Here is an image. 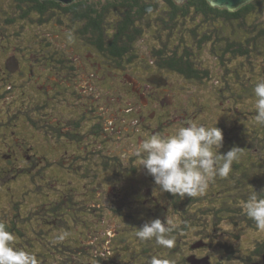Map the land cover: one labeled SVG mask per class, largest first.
Segmentation results:
<instances>
[{
  "label": "rangeland",
  "instance_id": "obj_1",
  "mask_svg": "<svg viewBox=\"0 0 264 264\" xmlns=\"http://www.w3.org/2000/svg\"><path fill=\"white\" fill-rule=\"evenodd\" d=\"M94 1L99 8L107 0ZM158 5V9L138 22L141 33L131 43L134 56L127 59L130 61L124 59L117 63L94 46L87 48L90 34L83 37L80 32L82 28L85 29V22L72 19L71 14L50 8L53 14L40 21L31 12L21 16L22 11L14 0H0V44L3 45V48L0 47V169L12 166L13 171L22 168L19 172H23L20 178L18 173L14 180L8 176L4 181L0 180L3 181L0 184V220L6 216L5 213L14 212L13 205H17L21 218L17 226L24 231L20 242L26 243L27 239L35 245L30 253L38 251L34 249L42 244L43 238L54 241L55 233H58L60 237L64 236L63 239L59 237V241L74 243L77 240V243L88 244L93 247L92 252L99 253L103 260L110 256L112 261L119 258L118 252L113 250L116 245L113 237L122 231V222L125 223L126 219L110 207L131 198L130 194L123 192L129 184L142 186L146 180L140 176L131 179L126 174L115 175L106 165L108 156L119 155L125 166L124 158H133L138 164V158L129 155L132 147L138 145L146 134L144 139L154 134H168L179 125L180 116L185 114L176 109L163 123L149 120L147 111L138 107V96L132 95L130 85L125 80L126 74L135 72L141 76L154 71L159 61L154 57L156 50L170 52L188 48L193 60L209 71L205 81L192 82L167 73L170 84L179 91L176 95L177 105L191 109L192 115L196 113V118L193 115L189 122H207L209 125V122H221L223 124L218 128L229 134L236 125L246 126L248 130L255 127L251 117V112L255 110L249 99L242 103L235 102L230 94H234L233 91L241 93L240 83H244L253 95L252 88L263 79L259 78L260 68L264 71L260 58L226 55L222 65L211 49L210 43L214 40L198 43L187 33L188 27L202 26L201 16H193L185 23L183 20L165 26L159 20L164 16L161 12L164 4L160 2ZM122 14L120 7L107 12L103 22L105 32L113 30ZM6 18L12 21L5 22ZM207 26L211 27V24L207 23ZM10 54H15L23 66L20 74L11 76L2 72L1 64ZM60 58L62 63L58 62ZM140 70L144 72L138 73ZM238 74L240 79L234 77ZM49 81L54 82L53 86L48 85L51 84ZM191 99L197 102V106L202 102L203 112L209 111L207 117L201 115V108L191 104ZM131 105L135 107L130 112ZM74 116L81 118L75 129V138L78 139L71 147L65 137L66 127L62 126L66 119ZM29 117L37 121L33 122ZM94 124L99 126L95 133L92 132ZM145 127L149 128L145 130ZM5 153L11 154L9 163L2 156ZM27 156L33 158L35 164L30 165L31 162L26 161ZM29 167L30 170L26 171ZM64 192L69 198L66 195L67 206L59 216L63 224L57 225L55 222L52 225V216H45L47 220H44L40 214H46L50 200ZM119 192L124 199L117 197ZM219 195L223 194L205 198V203L196 200V207L200 210L204 207V210L196 215L195 223L187 227L191 230L217 229L213 234L223 240H233L236 248L234 259L225 264H241V258L248 254L256 241L264 242V233L249 226L242 214L235 216L229 209L219 211L220 215L216 217L214 206L219 203ZM245 199L238 204L234 202L235 206ZM99 202L103 205L102 210L97 211L100 213L90 212L89 209ZM214 202L216 204L212 205ZM80 205L82 208L84 205L87 211L77 208ZM222 206L225 208L227 205ZM142 211L137 216L144 217L145 212ZM175 217L176 214H173V222ZM40 227L46 231L43 235L37 232ZM230 233L237 234L239 240H235ZM185 240H188L187 237ZM219 254L222 256L221 251ZM79 259L83 261L86 257L80 256Z\"/></svg>",
  "mask_w": 264,
  "mask_h": 264
},
{
  "label": "trees",
  "instance_id": "obj_2",
  "mask_svg": "<svg viewBox=\"0 0 264 264\" xmlns=\"http://www.w3.org/2000/svg\"><path fill=\"white\" fill-rule=\"evenodd\" d=\"M18 1H30L35 3L34 7H36V9L38 10L39 14L41 15L40 17H42L41 19H38L40 21L45 18L47 19L52 15L50 13L44 15L46 9H48L50 4L57 5L58 9L62 10L64 14H71L72 19L85 22V29L82 28L80 30L83 34L82 36L84 37L90 34V38L88 37V41L99 52L105 53L112 59H115L117 63H120L126 58L130 59L134 56L131 43L132 40L141 33V27L139 26L138 22L141 21L142 18H144L146 15H149L156 9H158V4L161 2L164 4L163 9L161 10L164 16L159 17V20L165 26L178 24L179 21L183 20V22L185 23V21H187L189 18H192L196 15L202 17L200 23L202 26L197 25L188 27L187 33L191 34V36L196 39L198 43L214 40L213 43L210 41V45L212 46L211 49L213 54L215 53L219 57L222 65H224L223 59L226 55L241 56L244 58L257 56L258 58H260L262 66L264 67V0H250L234 11H229L222 7L213 6L207 0H184L181 3H178L175 0H107L106 3L102 4L99 8H97L98 3L94 0H75L71 4L65 6H62L59 3L50 0L42 2H40L39 0ZM119 7L123 10L121 19L114 24V27L112 28V34H105V27H103V22L105 23L107 12L110 9H116ZM207 23H210L211 27H208ZM109 28L111 27H108V29ZM154 53L159 60V67L168 68L170 70L178 72L185 78L186 81L205 80V78L208 76L209 71L207 68H199L195 65L193 55L188 50V48L182 51L172 50L170 52H165L161 49L156 50ZM119 60L121 61L119 62ZM251 67L255 71L253 65H251ZM260 69L261 70L259 78L264 79V71L262 70V68ZM234 77L240 79L239 74ZM226 80L227 78H225V81ZM240 84L242 87V89L241 87H239L241 93L233 91L234 94L230 95L234 97L235 102L239 101V103H242L245 99H249V101H251L253 95L250 88H248L244 83ZM226 90H228V88H226ZM255 115L256 112L252 111L251 117L253 119L255 118ZM205 117H207V114L205 115ZM30 120L32 121L31 118ZM202 123L206 125L205 122ZM209 123L210 125L207 123V127L215 126L216 124V126L218 127V125L223 124L221 122ZM253 123L255 127H251L249 130L246 126L236 125L232 133L229 134L228 132H222L224 141L226 140V142L247 147L249 149L253 148V146L251 145H257L256 147L260 149L259 152L262 153L264 151V125H257L255 123V119L253 120ZM254 153L257 152L253 151L248 155L246 153L247 156L244 158V160H247V157L249 156L248 160L256 161V154ZM118 158V156L114 158V162L112 163L113 166H111L112 168L114 167L115 175L116 173H118V175L124 176L127 173L129 177H134L136 169L134 167H131L130 170L127 169V167L123 164V161H120ZM6 161L9 163V159ZM258 163L262 164L264 162L260 161ZM106 165L109 166L108 163H106ZM20 170L21 168H15L13 171L12 167L6 168L4 170L0 169V180L4 181L7 176L9 178H13L12 180H14L15 176L18 173V177L21 176V173H23L19 172ZM25 170L29 171L30 167L29 169ZM253 174V178L244 182L243 184V190L245 189V191L250 194H253L257 190H260L262 189V187H264V175L262 173H259L257 175L256 172H253ZM150 177L152 178V180H154L151 175ZM12 180L10 179V182ZM3 181H0V184ZM214 187H216L215 184L211 185L207 193H210ZM224 188L225 187H223V189ZM125 190L126 191H123L124 194L131 191L130 189ZM227 193L228 191L221 190L220 193H215V195L223 194L222 196H225L227 195ZM117 194H119V196H117L119 199H124L121 192ZM66 195L67 194L64 192L59 194L58 198H54L52 199V201L50 200L49 210L44 215L41 212V217H44V220H47L45 216H52V225L55 224V222H57V225L62 222L60 224L62 225L63 220L62 218H59V216L63 213V208L67 206L66 201L67 197L69 198V195H67V197ZM173 196L174 195H172L171 193H168V196L165 197L169 202L167 203L169 205L168 208H173L172 214L176 213L180 216V218H186V215L189 212H202L204 210V207L202 210H200L199 208H193L196 207L193 203V201H195V198H190L187 195H185V197L183 198ZM130 197L131 198H129L128 201L125 202L124 199V202H117L114 207H110L112 210H114V212H119V214L124 215L126 219L125 223L122 222V224H124V228L122 229V231L114 235L113 237L114 239H116L114 241L116 245L113 246V250H115L114 252H118L117 256H119L117 260L112 261L111 256L109 257V259L103 260L102 256L99 253L96 254L92 252V246L83 243L80 244V242L77 243V240L74 243L65 240L59 241L58 239L61 234L55 233L56 239H54V241H46L45 238H43L42 244H39L40 246L34 249L35 251L38 250L34 253V255H36L38 259V264H129L132 261H135L134 264H151V261L153 259L158 260L159 264H175V262L177 264H188L186 260V254L189 249L185 240V237H187L188 233L187 224H182V226H184L183 230L177 229L176 226L171 233L167 234L168 238H174L175 241L174 247H172L171 249L157 244L155 239L149 241H141L135 235L136 231L138 230L137 228L142 227L144 223L149 222L152 219H156L157 216L162 214L161 211L163 210L161 208V211H158L156 209V213L152 214L151 210L147 209V206L143 202H141L140 198L138 199L134 194H131ZM218 197V200L222 198L221 195H219ZM242 197L244 199L246 198L245 200H247L248 195L243 193ZM221 200L227 201V199ZM234 202L236 203V201ZM219 203L216 204L214 202L212 204H216V206H214L216 217L220 215L219 211H221L219 209H216ZM222 204L226 205L224 203ZM101 205L102 202L97 203V206H93L91 209H89L90 212L99 214L100 212L97 211L102 210ZM82 206L83 208L81 207V205L77 208L86 212L87 209L84 207V205ZM240 206L242 207V202L237 205V207ZM13 207L14 212L10 211L8 213H5L6 216L0 220V223H4L7 226L8 230L16 237L14 242L15 247L29 252L30 249H33L35 245L33 243H29L27 239L26 243L20 242V238L23 237L24 231L20 226H17V223H20L21 219L17 213L18 207L16 204H14ZM225 208L226 210H228V205ZM142 210H144L145 212L143 213L144 217L137 216V214ZM240 214L243 215L249 226L257 228L255 223L251 219H249L245 215V213L239 211V214L236 213L234 215L238 216ZM162 222H164V220H162ZM50 226H47V228H50ZM86 227L90 228V226ZM37 232L39 235H43L44 233H46V231H43L41 227L37 229ZM220 232L223 231L221 230ZM224 241L225 242H223V244L220 243V245L225 256H219L217 264H225L226 262L234 259L233 254L235 253L236 248L234 249L233 240L227 238L224 239ZM263 250L264 243L259 244V242L256 241V246L252 251V254L257 255L259 253L258 255H260ZM80 256L86 257V259L82 261L79 259ZM132 256H134L135 258H133ZM246 257L248 258L245 260V262L251 261V256L248 255Z\"/></svg>",
  "mask_w": 264,
  "mask_h": 264
},
{
  "label": "flooded vegetation",
  "instance_id": "obj_3",
  "mask_svg": "<svg viewBox=\"0 0 264 264\" xmlns=\"http://www.w3.org/2000/svg\"><path fill=\"white\" fill-rule=\"evenodd\" d=\"M46 1H48V0H46ZM50 1L59 3L62 6H65V4H62L58 1H54V0H50ZM14 2L16 3L17 8H19V10L22 11L21 16L22 15H28L31 12L33 15H36V17L38 19H41V17H40L41 15L39 14L36 7H34L35 3L30 2V1L20 2L18 0H14ZM40 2H42V1H40ZM50 8H54L56 10H59L57 5H50L49 4V7H48V9H46L44 15L47 13L53 14V11H51ZM60 11H62V10H60ZM4 21L6 22V21H12V20L9 18H6ZM112 32L113 31L111 30V31H108L105 33L112 34ZM88 44H89V45H87L88 49L93 48V45L89 41H88ZM0 47L3 48V45L0 44ZM51 49H53V51H55L54 47H51ZM1 51L4 54L6 53L5 50H1ZM58 53L61 54L62 52H58ZM27 54H29L30 56L32 55V53H27ZM50 56L53 59L52 55H50ZM128 57H130V56H128ZM154 57L157 58L155 56V54H154ZM12 59H16V61L18 63V69L15 71H10L7 68L8 60H12ZM127 59L128 58H126V60ZM58 62L62 63L63 62L62 58H60L58 60ZM95 63H97V62L95 61ZM195 65L197 67L201 68V66H199L197 64V62H195ZM21 67H23V66H21L19 59L17 58V56L15 54H10V56H7L1 64V70L6 75H11V74L16 75L18 73L20 74L21 72H23ZM143 72H144L143 70L138 71V73H143ZM167 73H170L171 75L179 76L180 78H182V80L186 81L185 78L183 76H181L178 72L170 70L168 68H161V67H159L158 63L156 65V69L152 72H149V74L146 73V74H141V76H137L136 73L133 72L131 74H126L125 80L130 85V90H131L132 95L135 97L138 96V100H139L138 107L141 110L147 111V115H148L147 118L149 120L157 121V123H163L165 120L168 119L169 116H172V111L178 109V111L180 110L179 113L181 112V110L183 111V113H185L184 115L180 116L181 122L179 123L178 126H187V124L190 121V118H192L193 115L196 118V113H194L192 115L191 109L187 110L186 106H184V105L182 106L181 104H180V106L177 105L178 100L176 98V95L179 91L175 85L170 84V82L167 78V76H168ZM207 77L205 78V80L207 79ZM205 80H203V81H205ZM49 82L51 84H48V85L53 86L54 82H51V81H49ZM187 82H192V80H188ZM191 104L192 105L195 104L194 105L195 108L198 107L199 109L201 108V110L203 108L202 102L197 106V102H195L194 99L193 100L191 99ZM134 107H135V105H131L129 108V111L131 112L134 109ZM208 112L209 111H207L205 113L202 110L201 115L205 116ZM179 113H178V115H179ZM30 118L32 119L33 122L37 121L35 118L29 117V119ZM80 118L81 117L78 118L75 116L68 118L65 120V123L62 126L63 128L66 127L65 129L67 130L66 131L67 134L65 135V137L67 139V143L71 147L73 146L72 143H74V141L76 139H78V138H75V135L77 134L75 129L78 128V126H79L78 124H79ZM205 123H207V122H205ZM198 124L204 125V123H202V122H198ZM204 126L207 127V125H204ZM98 127H99L98 124H94L92 126V132L95 133L97 131ZM148 128L149 127H145L144 129L146 130ZM146 135H148V134H146ZM144 137H143V139H144ZM141 138H142V136H141ZM74 144H76V143H74ZM251 146H253V148L249 149L247 147H243V146H240L237 144H232L230 142H226V140L224 141V139H223V143H222L221 148L218 150L214 149L216 154L217 155H219V153L225 154L227 151L231 150L233 147H239L238 159L233 162L232 170L230 171L229 176L227 178H221L217 175L214 178V180H212L210 182L208 189L210 188L211 185H213V184L216 185V187H214L210 193H207L208 192V189H207L206 193L203 196L193 197V198H195V201H193L194 206H196V204H195L196 200L205 203V198H209V199L214 198L215 193H220L222 190V191H228L227 195L221 196L222 197L221 199H227V201H223L221 199L218 200L219 197H217V200L220 202L218 204L219 208H217V209H220L222 212H224L226 210V208H223V206H222L223 205L222 203H224V204L228 205L229 210L232 211L233 214H236L239 211L245 213L241 206H240L241 208L240 207L237 208L235 206L234 201H236V203L238 204L240 202V200L244 199L242 197L243 193L248 195V197L251 195L250 193H247L245 191V189L243 190V184H244V182L253 178V176H254L253 172L254 173L256 172L257 175L259 173H262L264 175V163H262V164L258 163L260 161L264 162V151L262 153H260L259 152L260 149L256 147L257 145H251ZM251 146H248V147H251ZM253 151L257 152L254 154H256L255 159L258 162L248 160L249 156L247 157V160H244V158L249 153H252ZM246 153H247V155H246ZM2 156L5 160H8V159H10L11 154L5 153ZM117 156L119 157L118 159L120 161H123L119 155L113 154L112 156H108L109 161L107 163L114 173H115L114 167L112 168L111 166H113L112 163L114 162V158ZM124 160L126 162L127 169L130 170L131 167H134L136 169V172L134 173V177H129L127 173H126V176H128L131 179H135L136 177L139 178V176H140L142 178L144 177L145 178L144 180H146V182L142 186H140V185L133 186V184H129L128 189H130L131 191L126 192V193L130 194V196H131V194H134V195H136V197L138 199L140 198L141 202H143L147 206L148 210H151L152 214L156 213V211H155L156 209L158 211H161L160 210V208H161L163 210V211H161L162 214H160L159 216L156 217V218L161 219V221L162 220L165 221L166 217L171 219L172 215H173L172 214L173 208L172 209H171V207H170V209L168 208L169 205L167 203H169V202L165 198L168 196V192H160L159 186H157L154 183V180H152L150 175L147 173V170L144 169V167L142 165L139 166L133 158H127V159L124 158ZM26 161L31 162L30 165L35 164V160L33 158H30V156L26 157ZM123 164L125 165L124 162H123ZM256 168L258 169V171ZM21 170H22V168H21ZM147 181H148V184H147ZM223 187H225V188L223 189ZM256 193L259 196L264 197V187H262V189H260V190H257ZM173 197H178V196H173ZM198 199H200V200H198ZM243 202L244 201H242V203ZM193 208H199V207L197 206V207H193ZM201 208H203V207H201ZM198 213H201V212H198V211L189 212L186 215V218H182V217L180 218V216L175 213L177 217H175L174 222L177 225V229L183 230L184 226H182V224L183 225H185V224L188 225V223L193 224L192 222H195V218H196V215H198ZM204 221L206 222L205 219H204ZM216 231H217V229H212V230L208 231L206 228L205 229L196 228L194 230H191L190 228H188V233H187V239L188 240H186V242H187L189 250L187 251V254H186V260L189 256L194 255L196 258H199V259L206 258L208 264H217V261L219 260V256H221L219 254V252L221 251L222 256H225L223 249H221L222 247L220 245V243L223 244V242H225V241L223 239H220L218 237V235L213 234ZM222 231L224 232V230H222ZM230 235L234 236L235 240H239V237L237 236V234L230 233ZM260 243H264V242H259V244ZM255 246H256V242H255V244H253V247L251 248V250L250 251L248 250L247 255H245L242 258L240 257L242 259L241 264H252V263H256V262L262 263V254H263L264 250L261 252L260 255H258L259 253L257 255H253L252 251L254 250ZM235 253H236V251H235ZM248 255L251 256L252 259H251V261L245 262V260L248 258L246 256H248ZM188 264H190V263L188 262Z\"/></svg>",
  "mask_w": 264,
  "mask_h": 264
},
{
  "label": "clouds",
  "instance_id": "obj_4",
  "mask_svg": "<svg viewBox=\"0 0 264 264\" xmlns=\"http://www.w3.org/2000/svg\"><path fill=\"white\" fill-rule=\"evenodd\" d=\"M250 103L256 112L255 123L264 125V79L255 84ZM222 143L223 133L216 125L206 127L189 122L187 126H177L166 135L147 136L132 147L129 155L138 158V165H142L154 178L160 192L193 198L203 196L217 175L227 178L233 162L238 159L239 147L217 155L214 149H220ZM242 208L264 233V197L254 192L242 203ZM176 226L168 217L164 222L156 218L137 228L135 235L141 241L155 239L157 244L171 249L175 241L167 234ZM15 239L7 226L0 223V264H38L36 255L15 247ZM151 264L159 262L153 259Z\"/></svg>",
  "mask_w": 264,
  "mask_h": 264
},
{
  "label": "water",
  "instance_id": "obj_5",
  "mask_svg": "<svg viewBox=\"0 0 264 264\" xmlns=\"http://www.w3.org/2000/svg\"><path fill=\"white\" fill-rule=\"evenodd\" d=\"M39 1H46V0H39ZM54 1H58L62 4H66L69 5L71 4L73 1L75 0H54ZM178 3L183 2L184 0H175ZM211 5L216 6V7H222L225 8L229 11H234L236 9H238L240 6H242L243 4L249 2L250 0H207ZM8 65L7 68L10 71H15L18 69V63L16 61V59H12V60H8ZM187 261L190 264H208L207 259L206 258H196L194 255H191L187 258ZM252 264H264V252L262 254V263H252Z\"/></svg>",
  "mask_w": 264,
  "mask_h": 264
}]
</instances>
